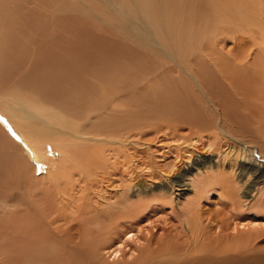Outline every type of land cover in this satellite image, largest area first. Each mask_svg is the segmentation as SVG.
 <instances>
[{
    "label": "rangeland",
    "instance_id": "rangeland-1",
    "mask_svg": "<svg viewBox=\"0 0 264 264\" xmlns=\"http://www.w3.org/2000/svg\"><path fill=\"white\" fill-rule=\"evenodd\" d=\"M157 1L165 23L173 20L190 26L198 20L201 24L194 43L197 58L194 54L186 63L188 69L194 70L201 63L209 70L211 83L204 81V89L183 69L174 68L171 59L169 64L161 61L165 64L160 62L159 68L151 66L161 47L126 39L123 31L110 27L115 16L107 10L100 12L110 21L104 27L87 20L84 0H26L29 38L44 24L48 30L41 41L57 56L72 54L79 60L89 59L95 66L119 70L112 72L110 80L121 85L115 87L116 97L108 108L91 119L93 123L101 121L107 133L100 137L83 135L97 138L78 143L102 149L101 158L106 160L100 169L90 157L73 165L63 146L32 167L19 149L13 151L14 155L6 152V157L3 151L7 147L0 145V264L20 260L22 248L29 258L25 264H137L151 242L183 238L188 232L185 211L200 195L195 181L205 176V170L224 173L238 194L232 195L227 188L208 192L201 201L207 211L206 222L211 218L208 228L213 232L222 229L223 233L233 230L235 223L249 225L252 235L259 233L263 237L258 240L264 241V214L249 211L257 188H264V0ZM197 1L207 5L200 15L193 16L191 8ZM209 1L216 4L212 6ZM140 3L146 12L147 0ZM237 9L244 13L242 18L234 14ZM135 12L139 20L138 7ZM31 18L42 23L33 25L28 20ZM67 19L76 21L67 27ZM158 38L163 47L175 44L160 34ZM25 43L36 49V39ZM235 66L249 70L245 80L232 76ZM130 122L136 123L134 128L123 130ZM66 165L78 167H72L71 186L61 183ZM250 165L255 168L248 169ZM87 201L101 210L123 214L128 208L144 211L127 224L132 223L127 230L102 240L101 251L81 256L86 259L79 256L84 241L77 240L78 248L72 243L66 250L75 255L73 262L46 261L42 250L59 230L71 226L85 230L86 222L93 218L80 212ZM242 202L253 217L242 212ZM81 229L77 232H83ZM259 250L255 254L261 258L257 259L264 262V248Z\"/></svg>",
    "mask_w": 264,
    "mask_h": 264
},
{
    "label": "bare ground",
    "instance_id": "bare-ground-1",
    "mask_svg": "<svg viewBox=\"0 0 264 264\" xmlns=\"http://www.w3.org/2000/svg\"><path fill=\"white\" fill-rule=\"evenodd\" d=\"M140 1L84 0L83 5L85 12L89 15L87 20L107 27V23L110 21L100 13L102 10H107L115 16L110 27L123 31L126 39L135 38L144 44L156 46V48L160 46V52H157L154 59L151 60V66L159 68L161 61L167 64L171 59L175 64L174 68L176 66L183 69L190 79L196 82L201 89H204L202 86L204 81L211 83L209 70L205 69L206 66L201 63H196V67L193 65V60L190 62L192 66H195V69L197 68V71L188 69L186 63L189 58L192 59V55L195 54L196 57L198 53V50L194 48V43L198 41L196 36L201 24L197 22L198 20L190 26L179 25L173 20H168L165 23L166 17L164 13L161 15V8L157 0H147L146 12L143 11L144 7ZM211 3H213L212 6L216 4V2ZM3 4L4 7H2ZM205 4L207 5V3ZM205 4L203 1H197L194 5L190 4L193 5L191 8L193 16L196 13L200 15ZM186 5L188 4L186 3ZM72 7L70 6L71 10ZM137 7L140 12L139 20L135 19ZM73 8L76 9V7ZM239 11L241 10L237 9L234 14H238L242 18L244 13L241 14ZM244 11L246 10L244 9ZM28 17L26 0H0V140L2 142L0 145L7 147L3 153L5 156L6 152L14 155L13 151L19 149L25 156L22 158H27L28 166L36 167L45 161L43 158H46L48 153L54 154L56 148L63 146L62 149L70 154L73 165L82 163L84 158L87 161V157H90L93 165L100 169L103 167V161L106 160L104 157L101 158V154H104L102 149L89 148L87 145L81 147L78 143L87 144L100 137L99 135L107 133L101 121L93 123L91 119L97 118L102 110L107 109L108 104L115 100L116 88L121 84H115L110 79H112V72L119 70L95 66L89 59L79 60L72 57L71 53L70 56L65 53L57 56V52L52 47L41 41V37L47 34L48 30L44 24L37 29L32 38H29V25L26 27ZM188 18H192V15H189ZM195 18L197 17L195 16ZM28 20L33 25L42 23V21L33 18ZM75 21V19H67L65 25L68 27ZM159 34L163 39H172L175 42L173 47L170 44H167L166 47L161 46ZM33 39H36V49L28 47L25 43ZM232 72H234L232 76L235 79L245 80L249 70L247 68L242 70V67L235 66ZM230 79L233 78L230 77ZM74 121H77L78 124ZM135 124V122L125 123L126 126L122 129L131 130ZM91 134L97 137L84 138L83 136ZM80 139L83 140L77 141ZM122 153L123 151H120V154ZM16 157L20 161L21 157ZM17 164L19 165V162ZM72 167L77 166L66 165L61 174L64 178L61 181L64 184L62 186L72 185L71 177H74ZM254 168L253 165H250L248 169L253 170ZM195 183L200 195L196 201L192 200L191 205L185 211V226L188 232L183 234V238L175 236L151 242L148 252L140 255L141 257L136 263L264 264L262 260L257 259L261 258L257 255V249L264 248V241L258 240L261 237L259 233L258 237L252 235L253 228L249 225L248 227L240 226L234 222V229L231 231L226 229L229 232L224 231L223 233L220 232L222 229L220 231L218 229L219 233L208 228L211 225V218L206 222L207 211L202 208L201 201L208 197L207 194L212 189L227 188L232 191V195L235 194L237 188L235 184H232L231 179L225 177L224 173L221 174L218 171L211 173V171L205 170V176L198 178ZM257 190V198L249 211L260 215L264 214V188H257ZM87 202L85 210L81 208L80 212L92 214L93 218L86 222L85 230L83 231V228L79 227L83 232L78 233L77 231L80 229L76 230L74 226L71 228H74L75 232L71 228L68 229L69 231L64 228L59 230L57 237L52 236L49 244L42 250L41 256L45 257L46 261L73 262L75 255L66 253V250H70L72 243L75 244L77 240H80L79 243L84 241L81 247L78 246L79 243L75 244L77 248H80V257L101 251L102 247H99V244H103L102 240L105 242L127 230L132 223L127 224L133 221V218L140 217V213L144 211V209L134 211L133 208H128L129 211L125 210L126 213L123 214L124 212L121 211L101 210L92 202ZM242 203L241 208L244 209L242 212L246 214V217H250L252 214H248L244 202ZM81 220L84 223V220ZM73 249L75 250V247ZM20 252L22 253L19 255L20 260L10 261L11 264H25V259L29 261L28 256L23 253V248L20 249ZM65 256L68 257V260L64 259ZM242 260L244 261L242 262ZM204 261L209 263H202Z\"/></svg>",
    "mask_w": 264,
    "mask_h": 264
}]
</instances>
